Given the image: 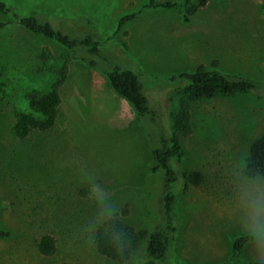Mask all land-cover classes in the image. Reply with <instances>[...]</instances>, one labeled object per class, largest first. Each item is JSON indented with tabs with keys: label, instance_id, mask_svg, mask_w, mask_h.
<instances>
[{
	"label": "rangeland",
	"instance_id": "1",
	"mask_svg": "<svg viewBox=\"0 0 264 264\" xmlns=\"http://www.w3.org/2000/svg\"><path fill=\"white\" fill-rule=\"evenodd\" d=\"M5 1L10 11L0 12V264H154L143 241L126 262L100 254L95 233L106 230L105 221L115 214L142 234L162 223L163 181L161 172L148 173L151 149L161 133L174 130L186 99L181 86L188 82L169 78L204 64L264 81L263 0H207L188 19L183 6L140 13L151 0ZM131 13L136 17L118 30L119 19ZM15 14L48 20L72 38L92 36L102 58L29 32ZM73 53L80 58L72 59ZM81 58L97 59L100 67ZM107 63L138 74L154 117L138 116L111 88L103 72ZM64 64L56 123L17 138L18 116L39 115L26 95L46 93ZM188 112L190 132L179 138L177 231L169 263L238 264L231 260L232 244L244 235L249 194L264 193V178L244 173L250 145L264 135V90L190 100ZM189 171L201 172L203 183L188 184L183 174ZM92 183L106 190L110 216L89 194ZM44 234L55 239L54 255L38 249ZM240 259L250 261L247 246Z\"/></svg>",
	"mask_w": 264,
	"mask_h": 264
},
{
	"label": "trees",
	"instance_id": "2",
	"mask_svg": "<svg viewBox=\"0 0 264 264\" xmlns=\"http://www.w3.org/2000/svg\"><path fill=\"white\" fill-rule=\"evenodd\" d=\"M206 5L207 0H199L197 4H194V0L163 2L151 0L141 7L140 13L148 9H170L183 6L186 7L184 18L188 19L198 9ZM261 7V12L264 15V0ZM9 11L10 8L7 7V2L0 0V12L6 13ZM136 15L137 13H131L121 17L118 21V30L126 22L133 20ZM14 16L18 20V24L24 29L42 35L70 52H75L81 48L82 50L85 49L90 55L92 54V56L102 58L100 43L92 36L88 35L81 39L72 38L62 30L55 28L48 20H40L34 15L20 17L15 14ZM45 55L46 53L42 54L43 58L46 59ZM71 58L79 59L80 57L73 53ZM81 59L90 67H100V62L97 59L91 61L86 58ZM103 69L111 88L131 105L138 116L151 115L154 117L150 112L139 76L134 70L108 63L104 64ZM66 70L67 65L64 64L58 70L55 81L46 93L33 91L26 95L31 108L39 115L26 113L18 116L14 126V135L17 138H25L33 129L48 130L54 126L60 103L58 87L63 83ZM177 78L188 81L181 86L186 99L181 102L180 109L175 115L174 130L169 135L161 133L158 144L151 149V162L148 167L149 174L155 175L161 172L163 181L161 194L162 223L157 224L152 231L142 234L124 225L118 215L115 214L105 221L106 230L100 228L95 233V243L99 253L119 262L130 260L141 249V241H143L147 259L154 264H170L169 252L174 234L177 231V221L174 216V204L177 200L176 186L180 180L177 167L180 165L183 155L179 138L180 134H187L191 129L188 101L213 98L221 94H251L257 90H264V81H257L240 74L227 73L216 68H208L204 64L199 65L192 73L172 76L169 80L174 81ZM244 173L250 178H264V135L250 145ZM183 177L188 184L194 186H199L204 181V177L199 171L186 172ZM246 239L245 235H241L233 240L231 260L236 261L238 264H251L250 261L240 259V254L246 246ZM38 243V249L42 255L51 256L55 254L57 245L52 235H42Z\"/></svg>",
	"mask_w": 264,
	"mask_h": 264
},
{
	"label": "clouds",
	"instance_id": "3",
	"mask_svg": "<svg viewBox=\"0 0 264 264\" xmlns=\"http://www.w3.org/2000/svg\"><path fill=\"white\" fill-rule=\"evenodd\" d=\"M96 194L95 203L108 210L110 216L113 209L105 201L106 190L97 183H92L89 194ZM250 199L245 206L247 224L240 229L245 235L246 246L251 264H264V193L255 189L249 194Z\"/></svg>",
	"mask_w": 264,
	"mask_h": 264
}]
</instances>
